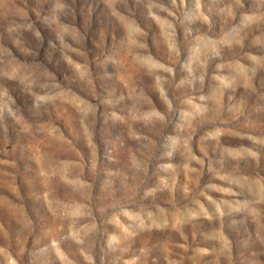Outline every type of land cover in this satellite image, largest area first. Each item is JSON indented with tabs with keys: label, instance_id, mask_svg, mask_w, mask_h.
I'll list each match as a JSON object with an SVG mask.
<instances>
[{
	"label": "rangeland",
	"instance_id": "obj_1",
	"mask_svg": "<svg viewBox=\"0 0 264 264\" xmlns=\"http://www.w3.org/2000/svg\"><path fill=\"white\" fill-rule=\"evenodd\" d=\"M0 264H264V0H0Z\"/></svg>",
	"mask_w": 264,
	"mask_h": 264
}]
</instances>
